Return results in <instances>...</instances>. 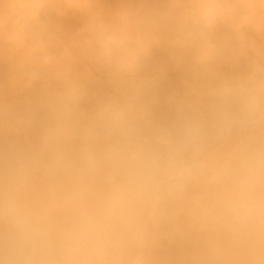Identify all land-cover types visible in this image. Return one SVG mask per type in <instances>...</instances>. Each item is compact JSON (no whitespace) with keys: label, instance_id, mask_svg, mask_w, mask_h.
<instances>
[{"label":"clouds","instance_id":"1","mask_svg":"<svg viewBox=\"0 0 264 264\" xmlns=\"http://www.w3.org/2000/svg\"><path fill=\"white\" fill-rule=\"evenodd\" d=\"M0 264H264V0H0Z\"/></svg>","mask_w":264,"mask_h":264},{"label":"bare ground","instance_id":"2","mask_svg":"<svg viewBox=\"0 0 264 264\" xmlns=\"http://www.w3.org/2000/svg\"><path fill=\"white\" fill-rule=\"evenodd\" d=\"M109 5H115L119 2V0H106ZM66 28L75 29L79 27L82 23V19L80 17H71L62 21ZM154 64L164 68L167 75L166 80L162 86V92L164 94L173 91L178 88L181 73L178 69L171 65L168 60L167 52L164 50L157 51L154 55ZM158 114L161 117H167L170 115V110L168 109L166 104H161L160 108L158 109Z\"/></svg>","mask_w":264,"mask_h":264}]
</instances>
